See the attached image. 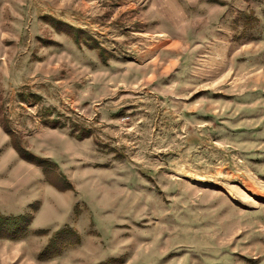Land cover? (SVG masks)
<instances>
[{
	"label": "rangeland",
	"instance_id": "rangeland-1",
	"mask_svg": "<svg viewBox=\"0 0 264 264\" xmlns=\"http://www.w3.org/2000/svg\"><path fill=\"white\" fill-rule=\"evenodd\" d=\"M21 213L13 264H264V0H0Z\"/></svg>",
	"mask_w": 264,
	"mask_h": 264
},
{
	"label": "trees",
	"instance_id": "trees-1",
	"mask_svg": "<svg viewBox=\"0 0 264 264\" xmlns=\"http://www.w3.org/2000/svg\"><path fill=\"white\" fill-rule=\"evenodd\" d=\"M77 32H79V29H76ZM81 32V31H80ZM30 221V215L23 213L19 214L17 216H4L0 214V238H8V239H14L19 238L24 235L26 228ZM41 232V231H39ZM58 233V232H57ZM73 233V232H71ZM70 233V236H73V234ZM58 235L51 238L48 241V244L44 247L41 253H39V258H45V257H51L55 254H57L59 251L58 249L50 250V246L53 242L58 239ZM77 238V237H76ZM70 239V237H69ZM55 240V241H53ZM68 240V239H66ZM64 242V241H63ZM67 242L73 243L74 240H68Z\"/></svg>",
	"mask_w": 264,
	"mask_h": 264
},
{
	"label": "crops",
	"instance_id": "crops-1",
	"mask_svg": "<svg viewBox=\"0 0 264 264\" xmlns=\"http://www.w3.org/2000/svg\"><path fill=\"white\" fill-rule=\"evenodd\" d=\"M19 240L20 239L17 240L16 238L14 239L0 238L1 241L0 244H3V246H1L2 248H0V264H13V261L19 258V254H20L19 251L17 252L9 248L10 246H14L12 245L13 242H18Z\"/></svg>",
	"mask_w": 264,
	"mask_h": 264
}]
</instances>
